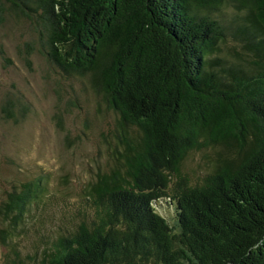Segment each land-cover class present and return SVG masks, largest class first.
I'll return each mask as SVG.
<instances>
[{
    "label": "trees",
    "instance_id": "1",
    "mask_svg": "<svg viewBox=\"0 0 264 264\" xmlns=\"http://www.w3.org/2000/svg\"><path fill=\"white\" fill-rule=\"evenodd\" d=\"M12 17L33 33L28 64L86 80L116 119L68 234L40 251L16 240L47 175L1 197V264H264V0H0V26ZM31 105L6 91L0 118ZM194 152L202 175L184 168Z\"/></svg>",
    "mask_w": 264,
    "mask_h": 264
},
{
    "label": "rangeland",
    "instance_id": "2",
    "mask_svg": "<svg viewBox=\"0 0 264 264\" xmlns=\"http://www.w3.org/2000/svg\"><path fill=\"white\" fill-rule=\"evenodd\" d=\"M32 34L29 24L15 17L0 26V49L11 60L8 64L0 57V97L20 90L32 103L20 122L0 118V201L20 181L48 177L45 195L32 207L30 221L16 239L28 252L68 234L84 216L85 186L107 165L106 138L116 119L86 80L64 79L39 54L30 57V64L24 60L19 45ZM205 163L201 152H194L184 168L198 176L206 170ZM158 208L174 222L170 202L161 201ZM7 252L0 240V264Z\"/></svg>",
    "mask_w": 264,
    "mask_h": 264
}]
</instances>
